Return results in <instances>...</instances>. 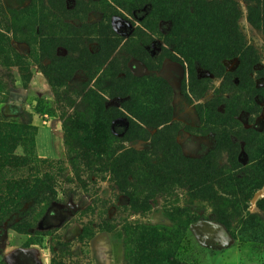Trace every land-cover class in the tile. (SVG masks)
<instances>
[{"label":"rangeland","instance_id":"374dc122","mask_svg":"<svg viewBox=\"0 0 264 264\" xmlns=\"http://www.w3.org/2000/svg\"><path fill=\"white\" fill-rule=\"evenodd\" d=\"M213 6L237 11L233 28L257 59L255 66L245 68L249 80L240 84L236 77L239 57L227 59L234 55L233 44L229 50L212 42L202 45L216 50L194 57L215 70L195 60L197 83L179 54L173 56L177 62L166 59L160 71L154 70L164 54L174 55L170 42L176 39L172 22L159 21L155 14L174 15L189 26L183 11L192 13L195 7L202 17H209L206 11ZM250 7L256 4L248 0H0V264H127L130 240L137 236L134 227L170 230L178 224L185 227L176 252L181 264H264L261 239L239 234L236 212L246 210L244 206L237 205L233 212L228 208L232 199H202L191 185L193 178H181L201 168L180 164L181 158L201 161L216 150L212 127L200 117L201 110L206 116L212 111L209 104L216 113L230 108L238 114V137L256 143L261 140L258 134L264 135V33L250 22ZM108 17L123 48L115 53L112 68L101 74L96 64L104 61L107 46L98 30L108 25ZM215 25L213 34L222 39L224 27ZM142 34L149 35L139 40L142 61L131 59L127 46ZM181 38L190 47L188 35L181 33ZM202 43L192 41L195 52ZM124 62L129 77L119 74V79H125L141 100L150 99L147 105L157 114L152 120L154 113L143 106L148 122L139 126L143 132L137 135L143 138L134 141L125 134L129 122L122 105L127 99L110 97L124 93L119 82H112ZM165 62L170 66L164 68ZM163 75L172 76L176 87ZM93 88L104 93L103 100L85 97ZM234 90L241 104L232 99ZM112 109L117 112L104 113ZM120 112V118L108 122ZM107 137L111 146L102 148ZM232 139L239 146L238 161L246 167L245 143ZM126 150L141 153L162 170L149 178V196V188L140 185L142 198L147 197L144 211L131 205L110 171L109 164ZM205 164L231 168L225 152ZM234 172L239 178L244 175L240 169ZM172 174L182 184L174 183ZM262 199L264 187L247 207L264 218L258 208ZM226 218L231 223L228 230L220 224ZM136 249L134 245L132 253Z\"/></svg>","mask_w":264,"mask_h":264},{"label":"trees","instance_id":"16d2710c","mask_svg":"<svg viewBox=\"0 0 264 264\" xmlns=\"http://www.w3.org/2000/svg\"><path fill=\"white\" fill-rule=\"evenodd\" d=\"M248 1L256 4L255 8L250 7L249 20L255 26L260 28L264 33V0ZM193 10L194 11L192 13L188 12V14L187 10L182 12V15L188 16V20L190 21L189 26H186L185 21L183 20L177 21V18L174 15L162 16L161 14H155V17L158 18L159 21L172 22L173 30L171 31V33L174 34L175 31L176 39L170 42V45L173 46L174 55L164 54L160 59V67L154 70L160 71L162 63L166 59H171L172 61L177 62L178 60L173 56L179 54L187 61H185V63L187 64L189 76L194 81V83H197L198 81L196 78V67L194 64L195 60L200 64L201 67L206 68L211 72H214L215 70L210 63L200 61L198 58L194 57L195 53L198 57L199 55H208V52L212 54L216 50L214 49L213 51H208L203 48L202 45L204 43L207 44L209 42H212L214 44H221L222 48H225L227 46L229 50L231 44H233L232 50H234V55H230L227 59L239 57L240 61H242L241 65H239L238 67V73L236 76L238 77L240 84H242L245 79H248V75H250V72L245 68L247 67L249 70L252 66H255L257 64V59L253 54L250 53V48H246L243 39L237 34V28H233V25H235L236 20L239 18L237 17V11L234 8H230V10L224 12L222 9L217 10L216 6H213L212 9L206 11L210 17L209 18L202 17L197 8L193 7ZM110 21L111 17H108V25L106 24V27H102L98 30L99 40H102V43L107 46V54L105 55L104 61L102 63L96 64L98 67V71H100L101 74L105 73L106 70L109 71L112 68V65L115 63V53L118 52L120 48H123L121 41H119L118 36L114 33L111 27ZM219 23L223 25L225 30V34L222 39H218L213 34V32L217 30V25L215 24ZM145 31H147V33H152V28L146 26ZM181 33L188 35L189 40H191V44L192 41L203 42L199 47L198 53L195 52L191 44L190 47L185 46L186 41L181 38ZM147 36L149 35L142 34L141 37L136 36L135 38L137 39V41H133V46H131V48L127 46V50H129L131 54V59L142 61L139 54H141L143 50L139 44V40H143ZM144 43L148 45L147 41H145ZM58 47L62 46L58 45ZM101 51L102 49L100 50V52ZM124 63L125 67L123 71L114 75V79H112V82H114L115 84H117L118 82L120 83L122 89L124 90V93L116 94L110 97L127 99V101H125L122 105V111L125 112V118H127L129 122V128L125 134L128 139L131 138L130 141H134L143 138L138 136L137 133L138 131L143 132V129H141L139 126L148 122V119L146 120L144 115V111H146L147 108L143 106L147 104L149 105L150 99L146 101L141 100V95L136 94L135 92H131L129 89L130 85L126 86L125 79H119V74H123L126 77H129V74L127 72V62ZM158 79L164 82V79ZM135 80L142 81L141 78L140 80L138 78ZM103 94L104 93H102V91L98 90L97 88H93L89 89L85 93V97H87L88 100L91 99V97L94 99L99 98L103 100ZM238 96V91L234 90L232 99H235L238 104H241L242 100ZM206 107H213L212 111H209L206 116L201 110L200 117L203 124L211 125L212 127L211 132H213L217 138L216 150H214L207 156V158L202 159L201 161H191L181 158L182 161L180 160V164L182 166H187L186 163H189V165L193 166V163H195L194 168H201L200 171H190L188 172V174L187 172H185L181 176V178H193V180L191 181V185L195 186L198 193L200 194L199 196H201V198L204 200L226 201L228 199H232L233 202L230 206H228V208L233 212H236L237 205L244 206L246 210L241 211L240 209V211L236 212L237 217L239 218V234H248L254 236L255 238L257 237L258 239H261V243L264 245V218L260 217L259 215L250 213L247 207L256 192L264 187V135L262 136L258 134V136L261 137V140L256 141V143H253V139L248 140L242 137H238L239 135L236 129L238 128L237 124L239 123L235 119L236 117H238V114L236 115L232 113L230 108H226L224 114L216 113L217 110L215 109V106H213V103L209 104ZM148 108L150 109V113H154L152 120H156L157 114H155L156 112L152 110L153 107ZM111 111L117 112L116 109H112L106 110L104 111V113L111 114ZM122 115L123 114L121 112L120 115L119 113L112 115L108 122H113L115 119L120 118V116ZM91 123L92 125L94 124L93 122ZM168 123L169 120L163 123L158 122L156 123V125H154V128H159ZM107 132L109 136V126L107 128ZM87 135L88 134L86 133V136ZM232 136L245 143V148L249 159L246 167L241 165V163H239L238 161L237 151L239 150V146L233 141ZM92 138H94V133H92ZM108 139L109 138L107 137L105 143L101 144L102 148L104 146H106L107 148L111 146V141H109ZM95 150L97 154H101L100 147H95ZM117 151L112 152L113 157L115 156V153L117 154ZM222 152L227 153L228 163L231 168L227 169L225 166L219 168L217 164L210 167L208 166V164H205L208 159L215 158ZM132 154H134L135 156H132ZM97 160H99V158ZM101 163H103L102 160ZM109 167L111 168V174H113L118 188L130 197L131 205L133 204V206L138 210L144 211L146 208L145 201L147 197L146 199L142 198L144 191L141 186L149 188V196L151 194L150 187H152L151 183L149 182V178H153L154 174H156V171H158L157 175L162 174V170L150 165L141 153L133 150H126L120 155L116 156L113 159L112 163L109 164ZM238 169H240V172L244 174L241 178H239L237 174H234V171ZM128 176L133 178L139 184H136L135 182L133 184L128 183ZM142 176H148V178H140ZM171 176H173L174 178V183H180L181 178H178L176 181V175L172 174ZM128 186H130L132 190H128ZM258 208L262 213H264V199L259 201ZM228 219L229 218L223 219L220 222V224L227 230L231 228V223L228 222ZM184 228L181 224L176 225L170 230L167 228L156 229L143 226L134 227L133 233L134 235L137 234V236L135 237L136 240H130L131 244L129 245V249H127L129 253L127 255V264H181L176 261V252L181 245L184 235ZM132 245H136L137 248L134 253H132L131 250V248L133 247Z\"/></svg>","mask_w":264,"mask_h":264},{"label":"crops","instance_id":"0c3cea01","mask_svg":"<svg viewBox=\"0 0 264 264\" xmlns=\"http://www.w3.org/2000/svg\"><path fill=\"white\" fill-rule=\"evenodd\" d=\"M166 66H170V65H168V64H166V62H165V64H164V68L166 67ZM172 68V67H171ZM162 78H164L165 80H167L168 82H169V84L172 86V87H176V84L174 85V83H175V79L172 77V76H168V77H166V76H162Z\"/></svg>","mask_w":264,"mask_h":264},{"label":"flooded vegetation","instance_id":"af4514ba","mask_svg":"<svg viewBox=\"0 0 264 264\" xmlns=\"http://www.w3.org/2000/svg\"><path fill=\"white\" fill-rule=\"evenodd\" d=\"M112 25H113L114 30H116V29H115V25H116V24H115V23H114V24L112 23ZM165 61H166V60H165ZM162 66H163V63H162ZM161 69H162V67H161Z\"/></svg>","mask_w":264,"mask_h":264}]
</instances>
